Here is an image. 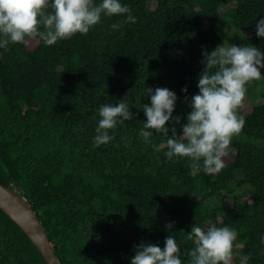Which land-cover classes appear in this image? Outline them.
<instances>
[{
    "label": "trees",
    "instance_id": "16d2710c",
    "mask_svg": "<svg viewBox=\"0 0 264 264\" xmlns=\"http://www.w3.org/2000/svg\"><path fill=\"white\" fill-rule=\"evenodd\" d=\"M120 2L135 23L105 16L88 34L53 46L0 48V183L31 203L61 264H131L141 243L163 248L170 235L190 264L195 224L234 228L233 264L241 256L264 264V78L248 85L238 113L245 127L219 173L192 176L187 159L168 160L166 148L157 152L139 135L149 87L176 94L173 117L181 123L169 122V136L173 126L182 134L205 50L225 43L264 53L256 35L264 0ZM126 96L134 119L95 146L98 109ZM150 139L166 143L162 134ZM0 264H47L1 209Z\"/></svg>",
    "mask_w": 264,
    "mask_h": 264
},
{
    "label": "clouds",
    "instance_id": "9594fccd",
    "mask_svg": "<svg viewBox=\"0 0 264 264\" xmlns=\"http://www.w3.org/2000/svg\"><path fill=\"white\" fill-rule=\"evenodd\" d=\"M105 16L126 17L123 23L136 22L130 8L120 0H101L99 4L95 0H0V48L8 50L10 44L28 46L34 41L53 46L76 34H88ZM121 26L122 23L117 22L111 28L116 30ZM256 27V35L264 38V20H259ZM203 57L204 70L197 85L199 93L186 101L191 112L182 126V134L178 135L173 126L169 136V122L181 123L180 117H173L177 96L160 87L147 89L150 105L146 103L142 108L147 121L139 132L155 151L166 148L168 160L187 159L192 176L201 171L219 173L225 167L224 157L231 141L245 127V119L238 113L247 98L248 85L264 78L261 72L264 53L255 46L224 43L211 52L205 50ZM129 109L127 96L115 105L100 106L95 146L109 143L114 139L110 131L134 119ZM153 133L166 137V143H153L150 139ZM166 227L171 231L173 224ZM237 236L234 228L195 224L187 235L194 243L188 252L190 264H233ZM249 258L241 256L239 264H248ZM131 264H183L175 235L166 238L163 248L141 243Z\"/></svg>",
    "mask_w": 264,
    "mask_h": 264
},
{
    "label": "water",
    "instance_id": "95a60500",
    "mask_svg": "<svg viewBox=\"0 0 264 264\" xmlns=\"http://www.w3.org/2000/svg\"><path fill=\"white\" fill-rule=\"evenodd\" d=\"M0 209L25 233L47 264H61L45 227L20 190L0 183Z\"/></svg>",
    "mask_w": 264,
    "mask_h": 264
},
{
    "label": "rangeland",
    "instance_id": "374dc122",
    "mask_svg": "<svg viewBox=\"0 0 264 264\" xmlns=\"http://www.w3.org/2000/svg\"><path fill=\"white\" fill-rule=\"evenodd\" d=\"M189 101V100H188ZM189 104L187 103V106H188ZM185 108H187V107H185ZM244 112H246V113H249L250 112V105H247L246 104V106H245V108H244ZM232 152H234V150H232Z\"/></svg>",
    "mask_w": 264,
    "mask_h": 264
}]
</instances>
